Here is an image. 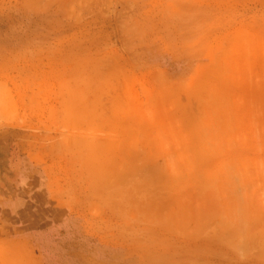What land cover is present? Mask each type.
<instances>
[{
	"label": "rangeland",
	"instance_id": "rangeland-1",
	"mask_svg": "<svg viewBox=\"0 0 264 264\" xmlns=\"http://www.w3.org/2000/svg\"><path fill=\"white\" fill-rule=\"evenodd\" d=\"M0 264H264V0H0Z\"/></svg>",
	"mask_w": 264,
	"mask_h": 264
},
{
	"label": "crops",
	"instance_id": "crops-1",
	"mask_svg": "<svg viewBox=\"0 0 264 264\" xmlns=\"http://www.w3.org/2000/svg\"><path fill=\"white\" fill-rule=\"evenodd\" d=\"M19 117L22 118V119H27L29 116H27L26 114H23L22 116H19ZM33 118H34V117H31V116H30V117L28 118V122L31 123V122H32L31 120H33ZM21 129H22V128H21Z\"/></svg>",
	"mask_w": 264,
	"mask_h": 264
}]
</instances>
